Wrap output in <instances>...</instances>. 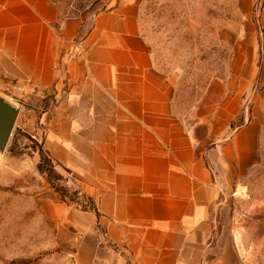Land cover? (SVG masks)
Returning <instances> with one entry per match:
<instances>
[{
	"label": "crops",
	"instance_id": "1",
	"mask_svg": "<svg viewBox=\"0 0 264 264\" xmlns=\"http://www.w3.org/2000/svg\"><path fill=\"white\" fill-rule=\"evenodd\" d=\"M138 12L115 0L61 18L54 0H0V97L51 94L43 150L98 210L54 198L46 217L73 264H249L264 201L230 195L259 159V121L235 123L252 66L209 80L180 114Z\"/></svg>",
	"mask_w": 264,
	"mask_h": 264
},
{
	"label": "rangeland",
	"instance_id": "2",
	"mask_svg": "<svg viewBox=\"0 0 264 264\" xmlns=\"http://www.w3.org/2000/svg\"><path fill=\"white\" fill-rule=\"evenodd\" d=\"M54 1L62 18L89 16L112 7L115 2ZM138 3L140 31L154 64L172 86L180 114L189 111L209 80L228 79L234 67L241 66L243 70L247 63L251 64L252 86L235 123L251 117L259 121V159L254 169L242 176L237 194L233 195L234 191L230 196L231 201L244 198L236 201L238 207L264 201V0H138ZM51 98L49 93L18 96L17 116L6 147L0 151V264H73L71 250L67 247L62 250L55 224L46 217L52 210L49 200L70 201L61 199L37 169L43 150L41 116ZM54 166L58 171L55 163ZM67 170L59 169L64 180L56 183L72 194L77 189L71 184L75 176ZM254 217L264 222V213H256ZM245 241L251 246L244 251L246 261L264 264V239L257 240L253 235Z\"/></svg>",
	"mask_w": 264,
	"mask_h": 264
},
{
	"label": "trees",
	"instance_id": "3",
	"mask_svg": "<svg viewBox=\"0 0 264 264\" xmlns=\"http://www.w3.org/2000/svg\"><path fill=\"white\" fill-rule=\"evenodd\" d=\"M56 28H58V24H56ZM37 169L45 175L46 181L56 192L60 194L61 199H67L76 204V206L81 210L91 211L98 216V210L94 201L90 197L81 193L79 189H75L73 193L70 194L66 189L59 188L56 182L64 180V176L55 169L54 163L47 156V154L43 152V150L40 153V160L37 163ZM67 171L69 172V170Z\"/></svg>",
	"mask_w": 264,
	"mask_h": 264
},
{
	"label": "water",
	"instance_id": "4",
	"mask_svg": "<svg viewBox=\"0 0 264 264\" xmlns=\"http://www.w3.org/2000/svg\"><path fill=\"white\" fill-rule=\"evenodd\" d=\"M16 102L0 97V151L6 147L16 116Z\"/></svg>",
	"mask_w": 264,
	"mask_h": 264
}]
</instances>
